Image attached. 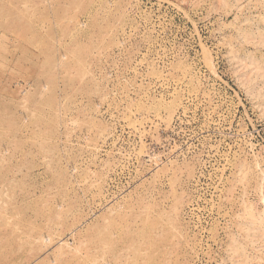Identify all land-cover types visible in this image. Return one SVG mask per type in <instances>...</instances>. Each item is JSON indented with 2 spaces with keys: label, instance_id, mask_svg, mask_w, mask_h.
<instances>
[{
  "label": "rangeland",
  "instance_id": "374dc122",
  "mask_svg": "<svg viewBox=\"0 0 264 264\" xmlns=\"http://www.w3.org/2000/svg\"><path fill=\"white\" fill-rule=\"evenodd\" d=\"M0 264H264V0H0Z\"/></svg>",
  "mask_w": 264,
  "mask_h": 264
}]
</instances>
